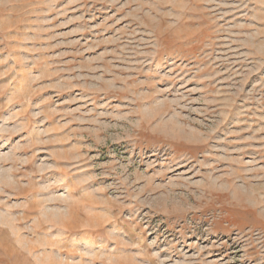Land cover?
<instances>
[{
  "label": "rangeland",
  "instance_id": "374dc122",
  "mask_svg": "<svg viewBox=\"0 0 264 264\" xmlns=\"http://www.w3.org/2000/svg\"><path fill=\"white\" fill-rule=\"evenodd\" d=\"M0 264H264V0H0Z\"/></svg>",
  "mask_w": 264,
  "mask_h": 264
}]
</instances>
